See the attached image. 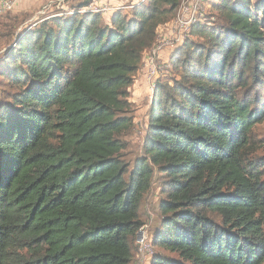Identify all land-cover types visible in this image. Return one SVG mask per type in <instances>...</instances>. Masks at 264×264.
I'll return each instance as SVG.
<instances>
[{
  "label": "trees",
  "instance_id": "trees-1",
  "mask_svg": "<svg viewBox=\"0 0 264 264\" xmlns=\"http://www.w3.org/2000/svg\"><path fill=\"white\" fill-rule=\"evenodd\" d=\"M180 1L107 23L54 16L3 59L17 92L0 105V264H130L156 176L152 246L176 260L151 264H264V168L248 160L264 120V0H217L224 25L190 28L174 79L155 84L143 157L131 171L120 158L130 89Z\"/></svg>",
  "mask_w": 264,
  "mask_h": 264
},
{
  "label": "rangeland",
  "instance_id": "rangeland-1",
  "mask_svg": "<svg viewBox=\"0 0 264 264\" xmlns=\"http://www.w3.org/2000/svg\"><path fill=\"white\" fill-rule=\"evenodd\" d=\"M14 1V0H13ZM239 1V0H234ZM259 0H251L252 8L256 7ZM81 0H15L12 10L6 14L0 15V105H10L11 98L16 94L12 82L9 78L10 71L5 68L4 58L9 55L14 49L15 43L27 31L35 30L43 21L53 19L54 16L69 18V10L77 6ZM102 2V3H100ZM139 0H96V3L104 4L112 8H121L123 13H129V6L138 3ZM188 0H181L180 3L187 4ZM217 0H205L200 4L199 13L202 14L206 20L213 19L212 24L216 27H222L223 22L217 18L216 12L213 11V6ZM118 11V10H117ZM178 12V11H177ZM109 14L101 15L103 23L109 21ZM113 15V14H112ZM177 15V13H176ZM209 15L211 18H208ZM261 17V14H258ZM170 24V23H169ZM164 33L166 31L164 30ZM177 36L180 40L188 35V33L179 32L177 29L173 31V36ZM181 45V43H180ZM178 45V47H180ZM177 47V48H178ZM176 48V49H177ZM176 53L165 51L163 56L156 59V66L159 68V78L157 81H168L171 83L174 79V71L170 66V59ZM142 69H144V65ZM156 81V83H157ZM155 89V88H154ZM142 93L138 97L139 107L135 106L129 97L131 103V111L129 115L132 117L134 128L131 132L121 136V140L125 142L126 149L120 154V158L127 166L128 171L132 170L133 164L136 160L143 157V142L145 140L146 125L148 120L149 105L153 96V92ZM252 139L254 148L249 153L248 160L252 161L264 168V120L259 123V126L252 130ZM264 180V176L262 177ZM160 178L156 176L151 186V190L144 197L140 205V219L143 222V228L150 240L148 250L140 251L136 246V238L131 242L132 260L130 264H151L154 257H164L170 260H176V257L170 255L163 250H158L152 246L153 236L160 231V221L162 216L159 212L160 196Z\"/></svg>",
  "mask_w": 264,
  "mask_h": 264
},
{
  "label": "built area",
  "instance_id": "built-area-1",
  "mask_svg": "<svg viewBox=\"0 0 264 264\" xmlns=\"http://www.w3.org/2000/svg\"><path fill=\"white\" fill-rule=\"evenodd\" d=\"M66 1V0H63ZM145 0H139V3L144 2ZM205 0H188L187 4L179 3V7L176 10L177 15L170 24H166L162 27H167L164 31L158 33L155 44L153 47L147 51V54L144 59V76L147 81V87L149 92H152L155 88V84L157 79L159 78V68L156 66V59L163 56L165 51L173 52L176 50L178 45L182 43V39L180 40L177 36L175 37V33L173 36V31L176 29L179 32L189 33L190 28L196 24L197 22L202 23L207 26H214L212 24L213 19L206 20V18L200 14L198 11L200 9V4ZM15 0H0V15L6 14L10 12L14 6ZM136 4V3H135ZM134 3L129 6V9L134 7ZM122 11L121 8L117 9L105 6L104 4L96 3V0L89 4L84 8H80L78 10L71 9L69 10V15H74V12L77 11L80 14H100L106 15L109 14L107 12L110 11V15L115 14V12ZM178 11V12H177ZM143 60V59H142ZM136 246L140 251L148 250L150 240L145 233V228L143 226L140 228V231L136 235Z\"/></svg>",
  "mask_w": 264,
  "mask_h": 264
},
{
  "label": "crops",
  "instance_id": "crops-1",
  "mask_svg": "<svg viewBox=\"0 0 264 264\" xmlns=\"http://www.w3.org/2000/svg\"><path fill=\"white\" fill-rule=\"evenodd\" d=\"M104 1H107V0H104ZM109 1H111V0H109ZM100 3H102V2H100ZM165 29H167V27H160L158 29V33L164 31ZM146 54H147V52L144 54L143 60H142L141 65H140V69L138 70L137 75L134 79L132 88L130 89V101L137 107H139L138 106L139 105L138 97L140 95H142V93L145 94L146 91L149 92V89L147 87V81H146V78L144 76L143 69L141 67V66H143L142 64H144L143 61L145 59Z\"/></svg>",
  "mask_w": 264,
  "mask_h": 264
}]
</instances>
